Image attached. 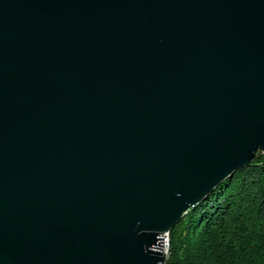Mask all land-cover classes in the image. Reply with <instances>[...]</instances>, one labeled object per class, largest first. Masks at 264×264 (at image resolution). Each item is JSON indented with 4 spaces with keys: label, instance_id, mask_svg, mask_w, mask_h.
I'll return each mask as SVG.
<instances>
[{
    "label": "water",
    "instance_id": "1",
    "mask_svg": "<svg viewBox=\"0 0 264 264\" xmlns=\"http://www.w3.org/2000/svg\"><path fill=\"white\" fill-rule=\"evenodd\" d=\"M259 151L264 0H0V264H165Z\"/></svg>",
    "mask_w": 264,
    "mask_h": 264
},
{
    "label": "trees",
    "instance_id": "2",
    "mask_svg": "<svg viewBox=\"0 0 264 264\" xmlns=\"http://www.w3.org/2000/svg\"><path fill=\"white\" fill-rule=\"evenodd\" d=\"M165 264H264V151L183 214Z\"/></svg>",
    "mask_w": 264,
    "mask_h": 264
},
{
    "label": "bare ground",
    "instance_id": "3",
    "mask_svg": "<svg viewBox=\"0 0 264 264\" xmlns=\"http://www.w3.org/2000/svg\"><path fill=\"white\" fill-rule=\"evenodd\" d=\"M160 249L165 253L166 252V240L165 237H163V240L161 241Z\"/></svg>",
    "mask_w": 264,
    "mask_h": 264
}]
</instances>
